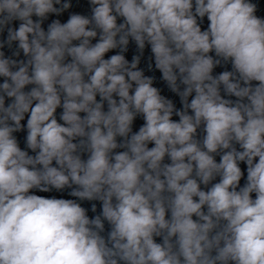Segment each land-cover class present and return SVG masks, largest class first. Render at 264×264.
Segmentation results:
<instances>
[{
    "label": "clouds",
    "instance_id": "1",
    "mask_svg": "<svg viewBox=\"0 0 264 264\" xmlns=\"http://www.w3.org/2000/svg\"><path fill=\"white\" fill-rule=\"evenodd\" d=\"M87 5L0 0V264H264V9Z\"/></svg>",
    "mask_w": 264,
    "mask_h": 264
}]
</instances>
